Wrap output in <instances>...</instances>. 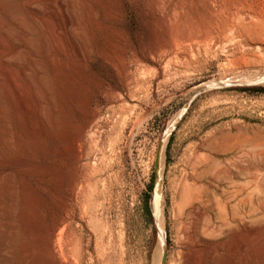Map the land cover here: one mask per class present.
I'll return each instance as SVG.
<instances>
[{
	"label": "rangeland",
	"instance_id": "obj_1",
	"mask_svg": "<svg viewBox=\"0 0 264 264\" xmlns=\"http://www.w3.org/2000/svg\"><path fill=\"white\" fill-rule=\"evenodd\" d=\"M63 1L93 47L87 77L25 0H0V264H72L63 256L59 222L67 208L81 213L69 194L80 176L70 140L86 98L102 111L97 136L118 175L109 214L114 264L123 253L126 264L157 263L159 187L165 264L179 257L183 222L191 227L194 220L181 209V181L192 163L201 210L217 219L226 201L254 207L243 224L263 227L264 90L247 88L264 89V8L238 20L235 7L249 12V0ZM123 53L134 62L127 72L118 61ZM88 230L87 252L95 250ZM262 244L253 249L258 257ZM85 262L95 264L89 253Z\"/></svg>",
	"mask_w": 264,
	"mask_h": 264
},
{
	"label": "bare ground",
	"instance_id": "obj_2",
	"mask_svg": "<svg viewBox=\"0 0 264 264\" xmlns=\"http://www.w3.org/2000/svg\"><path fill=\"white\" fill-rule=\"evenodd\" d=\"M248 2L250 7L252 6L251 10L246 12L241 7H235L233 18L241 20L250 17L251 14L254 15L257 10L264 8V2L261 0H249ZM25 4L34 11L35 18L48 29L51 37L57 42L60 52L62 51L64 55L71 58L75 70L80 74V77L85 75L87 77L94 63L93 47L83 34V30L85 29L81 30V25L79 28V16L73 7L66 6L63 0H25ZM234 4L235 6L239 5L240 1L235 0ZM108 48L105 53L103 52L105 62L110 61L108 59L111 57L109 56L111 49L108 50ZM124 55V53L122 57L117 55V57H121V59L117 60L120 61L124 71L127 72L130 64L134 62L132 60L133 58L127 60ZM64 63L66 62L64 61ZM91 105L89 98L84 99V105L82 104L84 117L75 124L74 130L71 133L70 141L76 149V157L80 162L78 166L80 176L69 194L74 198L75 205L79 206L81 213L78 216L76 211L74 212L67 208L65 216L59 222V227H62L61 231L66 233L63 256L65 260L72 264H86L85 257L89 253L95 264H114L113 254L115 241L109 214L112 210L111 199L113 198L111 196L113 185L115 182L116 184L118 183V175L111 173L112 166L108 162L106 152L108 147L107 143L101 137L99 138L97 136V130L105 127V125L98 124V117L102 114V111L95 107V109H92ZM98 153L101 156L96 158L95 156ZM163 165L164 160H162L161 169L164 167ZM197 167L196 163H192L189 171L181 181V198L184 202V208L181 209L187 214L188 221L190 217L194 220L193 222L192 220L189 221L193 223L191 227L189 224L187 226L183 222L184 228L182 227V232L185 240L183 245H181L183 247L179 253L180 255L175 259L173 264H264V257H258L254 252L256 248L258 250L259 245L264 241V226L262 227L257 223H254L256 227L243 224L245 217L255 215L257 210L254 207H251L249 210H242L239 203L231 205L230 201H226L220 208L217 219L212 217L208 212L201 210L197 206L198 189L195 187L196 183L194 182ZM161 192V187H159L155 192L153 202L155 217L161 230L160 242H158L159 245L157 244L158 248L156 253L154 252L156 259L153 257L157 262L156 264H165L167 253V241L164 233L165 216ZM239 195L240 192L236 189L230 197L234 200ZM182 205L181 207H183ZM204 216H208V220L202 225L201 219ZM262 219L264 218L262 217ZM253 221L255 220L253 219ZM260 222L264 223L262 221ZM251 223H253L252 220ZM87 225L91 233L89 242L92 244L94 241L95 249L89 252L84 250V235L87 231ZM106 239H108V244L105 242L107 241ZM218 239L221 240L219 241ZM15 240H19V237ZM105 244L106 246L108 245L107 249ZM16 250L9 249L8 251L11 255H15V253L17 255ZM257 254L259 253L257 252ZM153 259L152 262L155 261ZM17 262L20 263L19 261ZM17 262H12L11 264H17ZM119 264H126L124 253Z\"/></svg>",
	"mask_w": 264,
	"mask_h": 264
},
{
	"label": "trees",
	"instance_id": "obj_3",
	"mask_svg": "<svg viewBox=\"0 0 264 264\" xmlns=\"http://www.w3.org/2000/svg\"><path fill=\"white\" fill-rule=\"evenodd\" d=\"M247 89L248 90H252V91L264 90L263 87H260V86L249 87ZM145 208H146L147 213L151 214V206H150V203H149V197H147V199H146Z\"/></svg>",
	"mask_w": 264,
	"mask_h": 264
}]
</instances>
